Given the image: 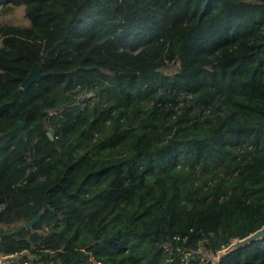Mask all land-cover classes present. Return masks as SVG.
Segmentation results:
<instances>
[{
  "label": "trees",
  "instance_id": "trees-1",
  "mask_svg": "<svg viewBox=\"0 0 264 264\" xmlns=\"http://www.w3.org/2000/svg\"><path fill=\"white\" fill-rule=\"evenodd\" d=\"M0 39L5 264H201L264 226V0H0Z\"/></svg>",
  "mask_w": 264,
  "mask_h": 264
},
{
  "label": "water",
  "instance_id": "water-1",
  "mask_svg": "<svg viewBox=\"0 0 264 264\" xmlns=\"http://www.w3.org/2000/svg\"><path fill=\"white\" fill-rule=\"evenodd\" d=\"M44 76L45 75L43 73H41L40 68H36L26 78L25 82L22 85V88L27 89L34 81L40 80ZM48 133H49L50 138L53 139L52 133L51 132H48ZM40 215L37 216L36 218H34L32 221L28 222L26 225L31 226L34 222L39 220ZM262 238H264V226H262L260 229L252 232L251 234H249L248 236H246L242 239H240V238L233 239V241L231 242V244L229 246H227L226 248L219 250L217 252V254H219V259L217 260V264L219 263L220 259L225 254H228L237 248L243 247L245 245H248L249 243H252L253 241H257V240L262 239Z\"/></svg>",
  "mask_w": 264,
  "mask_h": 264
},
{
  "label": "rangeland",
  "instance_id": "rangeland-1",
  "mask_svg": "<svg viewBox=\"0 0 264 264\" xmlns=\"http://www.w3.org/2000/svg\"><path fill=\"white\" fill-rule=\"evenodd\" d=\"M5 21L7 23H11V24H20V25H29L30 23H26L27 19L25 17V15L23 17L13 14V12L9 15L5 17ZM2 43H1V39H0V47H1ZM178 68V65L175 63H169L168 65H166V67L162 68V70L166 73V74H172L174 73ZM190 254H192L194 257H197V259L200 260L201 264H217V260L219 259V254H214V253H210L204 249H200L198 251L195 252H191ZM12 257V256H10ZM10 260L5 257L2 256L0 259V262L3 263H8Z\"/></svg>",
  "mask_w": 264,
  "mask_h": 264
},
{
  "label": "clouds",
  "instance_id": "clouds-1",
  "mask_svg": "<svg viewBox=\"0 0 264 264\" xmlns=\"http://www.w3.org/2000/svg\"><path fill=\"white\" fill-rule=\"evenodd\" d=\"M13 14L23 17L25 15V6L21 5L18 8H14ZM26 23H30V21H26Z\"/></svg>",
  "mask_w": 264,
  "mask_h": 264
},
{
  "label": "built area",
  "instance_id": "built-area-1",
  "mask_svg": "<svg viewBox=\"0 0 264 264\" xmlns=\"http://www.w3.org/2000/svg\"><path fill=\"white\" fill-rule=\"evenodd\" d=\"M0 264H2V263H0ZM3 264H5V263H3Z\"/></svg>",
  "mask_w": 264,
  "mask_h": 264
}]
</instances>
